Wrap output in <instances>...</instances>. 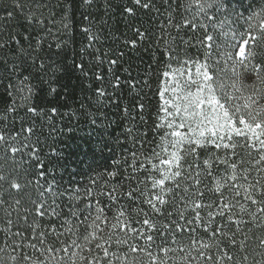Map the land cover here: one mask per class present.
Masks as SVG:
<instances>
[{"label":"snow or ice","instance_id":"snow-or-ice-1","mask_svg":"<svg viewBox=\"0 0 264 264\" xmlns=\"http://www.w3.org/2000/svg\"><path fill=\"white\" fill-rule=\"evenodd\" d=\"M33 4L34 0H0V53L4 57L0 64L12 74L29 73L20 86L9 81L6 90L27 89L31 93L29 81L35 77L48 83L50 91L55 92L51 84L58 82L57 74L65 71L66 66L50 55H40L46 40L36 28L47 35L51 32L43 27ZM92 4L93 0H83V5L89 8ZM111 7L110 0H106L105 14ZM168 7L171 11L166 17L167 24L160 27L164 31L175 28L177 37L172 38L171 44L168 39L163 40V55L167 59L158 63L163 77L171 76L172 80H166L159 91L162 103L158 105L155 127L159 141L144 157L150 167L146 168L145 162L138 165L145 173L146 180L142 182L145 186L122 191L124 185L120 181L129 179L131 173L120 176L107 191L94 181L95 189L90 185L83 193L76 190L75 194L70 187L52 190L51 185L46 192L37 180L39 196L30 200L31 208L24 210L22 223L14 222L8 213L6 226L0 229L4 237L0 253L10 249L12 264H143L134 258L138 253L148 257L146 264H167L168 254L177 251L169 245L178 243L175 237L185 234V226L190 242L179 249L185 252L181 258L184 264H192L193 260L196 264H227L233 257L224 242L238 247L237 232L228 231L233 217L243 214L251 218V223L259 221L264 227V60L257 61L256 52L258 46L264 47V16L254 14L244 18L224 11V19H218L209 12L222 7L220 0H185L179 4L183 9L180 21L175 22L176 8L172 3ZM140 10L159 12L154 0H128L122 6L126 17L135 18ZM64 19L69 21L64 24L68 29L70 17L66 15ZM84 19L89 26L83 29L79 49L69 53L70 67L85 80L92 77L95 88L92 82L89 87L98 105L101 100L113 98L119 102L125 89L137 95L136 78L130 68H123L125 53L98 48L100 39L92 30V13L84 15ZM21 24H27L31 31H19ZM184 28L191 29L187 38L180 36ZM149 35V29L134 28L133 38L126 39L124 44L134 50ZM177 38L180 46H175ZM55 39L57 54L64 53L69 40ZM52 47L48 44L49 49ZM8 53L15 60L10 61ZM120 71L127 75L122 77ZM138 107L144 106L141 103ZM32 133L33 126L26 127L24 121L17 124L5 116L0 123V150L5 155L9 151L17 154L25 148L31 150ZM143 146L141 143L140 147ZM35 155L31 170L25 171L39 177L46 166L39 154ZM36 165L42 167L37 171ZM136 166L137 152L133 151L134 172ZM108 176L116 178L117 172L110 171ZM5 183L8 189L4 188ZM10 189L24 191L16 178L0 174V206L8 203L4 196H12ZM82 195L88 203H80ZM15 203L19 205L20 200ZM162 216L168 219L158 227ZM110 217L115 222L105 232L101 224ZM241 223L242 218L236 221L237 225ZM68 225L72 226L65 227ZM79 227L83 228V234L78 233ZM65 233L78 237L70 247L79 252L49 245L48 237L52 234L56 241L66 244L60 240ZM201 235L207 237V242L198 239ZM157 239L160 241L157 247L165 258L152 255L151 245ZM259 247L264 249V237ZM193 251L195 257L191 255ZM58 252L67 254L66 258H56ZM259 255L261 259L254 264H264V251Z\"/></svg>","mask_w":264,"mask_h":264},{"label":"trees","instance_id":"trees-1","mask_svg":"<svg viewBox=\"0 0 264 264\" xmlns=\"http://www.w3.org/2000/svg\"><path fill=\"white\" fill-rule=\"evenodd\" d=\"M126 2L128 0H110L112 7L105 14L106 0H93L90 8L83 5V0H34L33 10L36 16L43 22V27L51 32V35H47L46 32H40L39 27L36 28V31L46 40L44 51L40 55L52 56L53 60L65 64L66 70L57 74L58 82H52L51 87L56 89L55 92L50 91L48 83L34 77L29 81V85L33 88V91L29 93L27 89L23 92L16 91L14 88L6 90L9 81L13 85L20 86L23 77L29 73L17 71L12 74L11 71H5L3 64H0V123L7 116L9 121L14 120L17 124L24 121L26 127H34V133L29 134L30 143L33 145L31 150L25 148L22 153L17 154L9 151L7 155L0 150V174L9 179L16 178L24 188L22 192L10 189L12 196L5 194L4 198L8 203L0 206V229L6 226L8 213H11L14 222L22 223L24 210L31 208L30 200L37 199L39 196L36 188L37 180L44 185L46 192L51 185L52 190L70 187L75 194L76 190L83 193L84 189L90 185L95 189L94 181L100 183L103 191H107L120 176H129L131 173L129 179L120 181L124 185L122 191H127L129 187L143 188L145 186L142 182L146 180V176L138 165L140 162H145L144 157L150 154L155 143L159 141V134L155 131L158 122V105L162 103L159 91L163 89L166 80L168 82L172 80L171 76L163 77L158 60L167 59L163 55V40L168 39L171 44L172 38L177 37L175 28L164 31L160 26L167 24L166 17L171 11L168 3H172L176 8L175 22L180 21V13L183 9L179 7V4L185 0H168V3H165V0H154L159 12L149 13L140 10L135 18L122 14V6ZM220 2L222 7L217 10L219 12L213 9L209 15L215 13L218 19H224L223 12L227 11L244 18L254 14L264 16V0H220ZM89 12L92 13L93 33H96L100 39L97 47L103 51L113 50L125 53L122 61L123 68H130L131 75L136 78L134 83L137 85V95L129 94L125 89L119 102L113 98L111 101L101 100L98 105L92 91V88H95L92 77L85 80L70 67L69 53L79 49L80 41L83 39V29L89 26L84 15ZM66 15L70 17L68 29L64 27V24L69 23L64 19ZM137 27L141 30L149 29L150 35L139 42L133 50L126 46L124 41L133 38L132 30ZM18 30L23 33L31 31L27 24H21ZM190 34L191 29L188 28L180 32V36L185 38ZM55 38L69 40L68 49L64 53L57 54L58 50L54 47ZM48 44H52L53 47L49 49ZM175 46H180L178 38ZM247 47L246 45V50ZM256 52L257 61L264 60V47L258 46ZM3 58V54L0 53V59ZM8 59L12 61L15 57L8 53ZM10 68L11 64H9ZM120 75L125 77L127 73L120 71ZM90 82H92V88L89 87ZM9 93L12 95L9 96ZM141 103L144 106L143 109L138 107ZM10 107L13 111L9 112ZM29 108H35L36 111L30 112ZM125 109L128 111L126 112ZM141 143L144 145L143 148L140 147ZM133 151L137 152L135 172L132 167ZM35 153L39 154L43 166H46L39 177L30 176L25 171L31 170L32 163L36 159ZM41 167L42 165H36V170L38 171ZM145 167L150 166L145 162ZM110 171H116L117 177H109ZM29 181L32 182L31 185ZM148 186L150 187V180ZM8 187L5 183L4 188L8 189ZM16 200H20L19 205L15 203ZM80 203H88L87 197L82 195ZM236 211L239 212L238 209ZM140 218L142 219L143 216ZM241 218L244 223L237 225L236 221ZM47 219L48 217H45V220ZM167 219V217H160L158 227ZM250 221L249 216L240 214L234 216L233 221L228 225L229 233L237 232L238 247H233L228 241L224 242L223 246L233 257V260L228 261L227 264H236V261H239V264H254L261 259L259 253L264 249H261L259 244L260 239L264 237V227L259 221L256 223ZM114 222L115 220L110 217L108 221L101 224V228L107 232L108 225ZM180 223L183 224V221ZM237 228L240 230L237 231ZM63 230V228L58 229L61 232ZM77 231L83 234L84 230L79 227ZM88 231L90 232L91 229L89 228ZM187 232L188 228L185 226V234L175 237L178 243L169 245L177 251L168 254L167 264H184L181 258L185 256V252L179 249L185 248L190 242ZM73 239L78 237L65 233L60 236V240L66 241V244H61L52 234L48 237V243L50 246L69 247L70 251L79 252V249L70 247ZM198 239L207 242L206 236L201 235ZM80 242L82 243V240ZM139 243L143 245L144 241L140 240ZM158 244H160L159 239L151 245L152 255L165 258L164 253L157 247ZM3 246L4 237L0 232V247ZM86 252L87 248H85ZM66 255L58 252L56 258H66ZM191 255L195 257L196 252L193 251ZM0 257L3 258V264H12L10 249L0 253ZM245 257H247L246 260ZM134 258L143 264L148 261L144 253L135 254ZM192 264H196L195 260Z\"/></svg>","mask_w":264,"mask_h":264},{"label":"rangeland","instance_id":"rangeland-1","mask_svg":"<svg viewBox=\"0 0 264 264\" xmlns=\"http://www.w3.org/2000/svg\"><path fill=\"white\" fill-rule=\"evenodd\" d=\"M245 49H246V45H245Z\"/></svg>","mask_w":264,"mask_h":264}]
</instances>
